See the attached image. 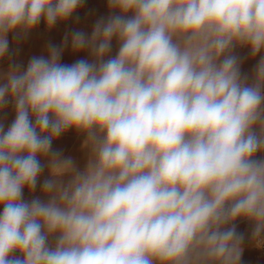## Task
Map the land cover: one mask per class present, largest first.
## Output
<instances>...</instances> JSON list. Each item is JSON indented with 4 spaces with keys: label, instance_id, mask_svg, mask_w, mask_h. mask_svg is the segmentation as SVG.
Listing matches in <instances>:
<instances>
[{
    "label": "clouds",
    "instance_id": "obj_1",
    "mask_svg": "<svg viewBox=\"0 0 264 264\" xmlns=\"http://www.w3.org/2000/svg\"><path fill=\"white\" fill-rule=\"evenodd\" d=\"M107 3L90 36L71 33L92 62L62 64L50 44L0 75V109H15L0 124V264H240L237 221L264 244V55L249 82L233 50L264 52V0ZM82 4L0 0V58L10 33ZM69 130L90 150L82 171L52 149ZM45 167L46 200H24Z\"/></svg>",
    "mask_w": 264,
    "mask_h": 264
},
{
    "label": "crops",
    "instance_id": "obj_2",
    "mask_svg": "<svg viewBox=\"0 0 264 264\" xmlns=\"http://www.w3.org/2000/svg\"><path fill=\"white\" fill-rule=\"evenodd\" d=\"M107 0H83V4L67 21L58 22L54 27L49 29L43 19L40 24L29 32L26 36L23 34L10 33L8 35L9 51L3 58H0V75H4L13 65H19L21 71L27 68L32 57L44 56L47 58L48 46L55 45L63 47L60 63L73 64L79 59H86L92 62V57L88 51L74 52L71 47V33L74 31H82L88 36L91 35L93 27L97 20L109 15ZM68 36V42L65 45V36ZM118 51V44L114 39L112 42L110 57H114ZM233 55L239 58L241 73L249 77L253 75L254 68L264 55V52L253 58L247 47H237L233 50ZM3 83V81H0ZM15 119L14 106L9 103L5 108L0 109V124H3L5 131L10 127ZM85 136L77 133L75 130H69L58 139L53 141L52 149L61 154L62 158L71 157L78 170H84L88 162L90 150L84 147ZM260 154H258V158ZM43 163V161H42ZM49 177L47 167L39 177L37 188L34 192L29 193L25 188L23 193L24 200H31L39 197L46 200L41 191L43 181ZM68 178L65 177V180ZM2 212V208H0ZM236 230L238 234L243 235L242 255L240 264H264V250L261 244H257L252 240V226L247 221H237ZM18 255V253L16 254Z\"/></svg>",
    "mask_w": 264,
    "mask_h": 264
},
{
    "label": "built area",
    "instance_id": "obj_3",
    "mask_svg": "<svg viewBox=\"0 0 264 264\" xmlns=\"http://www.w3.org/2000/svg\"><path fill=\"white\" fill-rule=\"evenodd\" d=\"M261 249H263V250H264V244H261Z\"/></svg>",
    "mask_w": 264,
    "mask_h": 264
}]
</instances>
